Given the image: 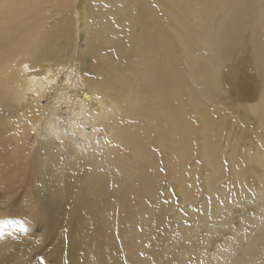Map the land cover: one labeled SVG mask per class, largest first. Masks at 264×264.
Returning <instances> with one entry per match:
<instances>
[{
  "label": "bare ground",
  "instance_id": "obj_1",
  "mask_svg": "<svg viewBox=\"0 0 264 264\" xmlns=\"http://www.w3.org/2000/svg\"><path fill=\"white\" fill-rule=\"evenodd\" d=\"M35 68L50 75L76 69L84 89L73 92L75 101L97 98L91 120L107 122L111 135L100 156L74 160L44 149L53 168L28 164L0 141V189L34 181L32 215L49 226L56 219L38 211L57 209L69 264L144 263L133 252L156 208L160 167L180 190L189 189L186 162L200 142L212 167L208 183L219 178L224 106L235 111L233 102L255 95L247 108L264 146V0H0V107L37 92L27 73ZM39 111L26 108L33 121ZM225 156L242 180L250 164L260 167L252 184L264 207V152ZM246 239L242 254L229 250L216 264H262L264 234Z\"/></svg>",
  "mask_w": 264,
  "mask_h": 264
},
{
  "label": "rangeland",
  "instance_id": "obj_2",
  "mask_svg": "<svg viewBox=\"0 0 264 264\" xmlns=\"http://www.w3.org/2000/svg\"><path fill=\"white\" fill-rule=\"evenodd\" d=\"M78 1L73 0V4ZM74 24L81 29L80 23ZM81 38L85 39L82 33ZM27 73L32 74L37 92H26L13 106L0 107V141L6 142L10 153L30 165L41 162L42 166L52 168L51 160L42 154L44 149L74 160L102 155L111 142V135L104 132L107 122L95 119L96 126L91 120L94 109L90 107L91 104L98 106L97 98H93L92 103L81 99L75 101L73 92L84 89L79 72L72 68H56L54 75H50L40 74V69L35 68ZM245 79L252 91L253 77L246 76ZM254 96L246 103L233 102L235 111L223 108L227 124L221 130V144L225 155L233 149L247 156L257 148L264 152L261 125L247 108L256 103ZM259 96L260 92L257 93ZM226 97L227 90L224 89L221 98ZM29 106L40 110L35 121L26 114ZM225 155L221 158L219 178L213 177L208 183L212 167L203 157L200 142L195 143L186 162L192 184L184 191L160 167L161 178L154 206L157 211L152 207V219L149 218V223L144 226L143 244L133 252L139 261L143 264H180L179 260L183 264H216L229 250H234L236 257L242 254L246 238L253 240L264 234L260 233L264 231V207L257 185L252 184L260 167L250 164V172L242 180L240 172L233 174ZM136 177L134 175L133 179ZM24 185L0 189V264H69L63 218L52 205L38 211L44 220L56 219L49 226L35 218L31 207L32 202H36V185L34 181L29 187ZM121 254L127 257L129 253L124 249ZM261 263L264 264V260ZM124 264L131 263L125 260ZM133 264L137 262L133 260Z\"/></svg>",
  "mask_w": 264,
  "mask_h": 264
}]
</instances>
